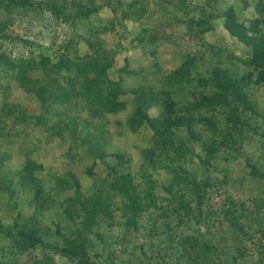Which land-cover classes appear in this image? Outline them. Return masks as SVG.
Returning <instances> with one entry per match:
<instances>
[{
    "label": "rangeland",
    "instance_id": "obj_1",
    "mask_svg": "<svg viewBox=\"0 0 264 264\" xmlns=\"http://www.w3.org/2000/svg\"><path fill=\"white\" fill-rule=\"evenodd\" d=\"M28 2L0 0V264H75L35 246L29 236L46 238L65 226L72 205L104 187L114 173L128 170L142 182L139 170L171 156L183 141L189 151L179 163L195 174L202 213L196 211L197 187L196 192L184 187L189 178L171 179L183 189L177 201L192 213L176 208L173 218H164L168 212L160 218L171 227L184 223L175 231L173 251H167L170 260L155 241L158 235L148 257H130L132 245H148L152 238L130 231L123 217L100 221L89 234L92 259L96 264H181L183 242L184 248L194 244L184 255L189 264H264V182L248 165L264 171V80H241L254 67L251 44L224 27L225 12L233 11L250 40H261L264 0ZM54 5H67L72 18L58 17ZM79 12L84 15L77 17ZM209 16L210 31L199 37L189 29L191 17ZM63 55L69 68L43 70L37 63L41 57L59 63ZM186 56L193 58L189 72L181 80L169 78ZM214 80L222 85L215 86L225 105L217 119L222 124L213 130L220 143L230 133L221 146L226 155L213 159L202 152L186 135L184 122L168 138L147 124L166 113L165 100L174 101L172 110L181 118L194 101L184 103L183 96L189 100L195 90H211ZM149 172L169 186L172 175L165 169ZM158 194L167 198L159 201L162 207L169 205L171 197ZM161 238L168 244L166 235Z\"/></svg>",
    "mask_w": 264,
    "mask_h": 264
},
{
    "label": "trees",
    "instance_id": "obj_2",
    "mask_svg": "<svg viewBox=\"0 0 264 264\" xmlns=\"http://www.w3.org/2000/svg\"><path fill=\"white\" fill-rule=\"evenodd\" d=\"M9 1L14 5H29L28 0ZM52 10L58 17L64 20L72 18V15L69 14L70 10L67 5H54L52 7ZM201 10H204L203 7L201 8ZM83 15L84 12H79L78 14H76L77 17H82ZM188 25L189 29L196 32L200 37L203 33L210 31L213 28V21L212 19H210V16L209 18L204 20L196 17H191ZM224 27L232 35L239 38L245 44H251V64L254 67L249 69L247 78H245L244 75H241V80H253L255 82L263 81L264 36L261 40H250L247 35L248 29L244 24L236 23L235 14L233 11L225 12ZM192 61V57L186 56L184 61L171 72L169 78L180 80L183 79L184 76L189 72ZM37 63L43 70H49L50 67H55L57 69L61 67L69 68V66L72 65L70 62H67L64 55L60 59L59 63L52 64L50 60L46 59L45 57H41L40 59H38ZM4 64L10 66L13 65L10 61H5ZM215 76L216 78H219L220 74H216ZM226 78L227 76H223L222 80ZM211 84H213L211 90L203 91L202 93L195 90L198 94L194 97H190L189 100L187 99V96H183L184 103H188L192 99H194V101L192 103L189 102L187 108L185 109L184 116H182L181 118L177 117L174 113V110H172L174 101L169 100V103H167L168 101L166 102L165 100V108H168L166 110V113L156 118V121L154 122L153 120L151 121L150 119H147V124L152 129H155L156 133H160V135L165 134L168 138V134L174 135L172 129L179 130L178 124L184 122L186 124V135L191 140L199 143L198 146L202 152L211 156V158L213 159H216L217 157L220 158L221 156L226 155V150L223 151V149H221V146L223 144H226L224 142H226L227 136H229L230 133L224 134L225 141L224 139H222L220 143L218 138L215 137L217 131L213 130L214 128L218 127L217 124H222V122L217 119L220 118V115L223 114L222 109H224L225 105L224 95L219 93L215 86L217 85L220 88L222 87V85L215 84V80L214 83L212 82ZM211 114H214L213 118L216 120V123L212 120H209L210 117L212 118ZM194 118L197 119L196 129L193 126L195 124V121H193L194 124L192 123V120H194ZM227 119L228 116L225 117V120ZM205 126L210 129H205ZM228 129L229 131H232L237 128L234 126H229ZM183 142L175 148L171 156H166V159L160 160L157 164H153V166L160 169H165L169 173V175H172L170 179H168L169 182L171 179L176 180L179 178H186L185 176L189 178V181L184 182V187L194 192H196L194 188L197 187L198 210L196 209V211L197 214L200 215L202 213V198L201 196H199V184L196 182L195 174L192 175L185 167H182V165L179 163L181 159L184 161L185 157H187L186 153L189 151L187 147H185V144ZM220 152L222 153L221 155H219ZM199 158L200 160H202L201 157ZM248 165L250 167L251 174L255 177H258L259 180H262L264 182V171L258 170L249 162ZM150 166L151 167L149 169L154 168L152 165ZM149 169L143 168L139 170L142 179H144L142 182L136 181L135 174L128 170L114 173L113 176L109 177L106 180V185L104 187L96 189L92 194L75 202V205H72L71 209L67 211V222L65 226L58 228L51 234H48L46 238L29 236V240H32L35 246L39 245L42 250L53 249L54 252L59 253V255H61L62 257L64 256L74 259L75 264H96L95 260L92 259L89 251V244L91 241L89 234L93 232L95 228L100 227V221H117L123 217L125 218L124 226H126L130 231L140 232L142 234L146 233L150 239L152 238L150 244L148 245V242H141L139 247L132 245L129 251L130 257L134 256L135 258H140V256L142 255L148 257V252L150 250L152 252L154 251L153 241L158 235L159 239L155 241L162 246V249H165L166 260H170L171 256L167 253V251L170 249L173 251L174 244L178 240L176 239L177 234L175 231H177V229L184 223H182V221L180 220L176 226L171 227L167 222L164 223L163 221V223H160V218H162L163 220V213L167 212L169 213V216L164 218H173L176 208L184 209L190 215L192 212L190 210V207H185L182 202L177 201V193H179L181 190L183 191L182 188H176V186L180 185H177V183L173 184L174 182H170L169 186L166 187L163 182L159 183L150 174ZM36 188L39 190L40 185H38ZM158 193L164 195L167 194L171 197V199H169V205L162 207V204H160L159 201H164L167 198L162 199ZM34 194L36 197L38 195L37 191ZM114 197L119 198V205L118 201L116 203ZM172 204H177V207H174V205L171 206ZM115 210H120V215L115 214ZM147 212L148 215L146 216L145 214ZM224 215L227 218L233 219V214L230 212L225 211ZM191 218L193 217L191 216ZM191 222L193 221L190 220L187 223L189 224ZM118 223L121 224L120 222ZM164 226H167L166 231L163 229ZM160 228L161 230L159 231ZM161 231H163V233H161ZM20 235L27 239L28 235H26L25 233H22ZM165 235L167 236L166 242L168 244L165 243V245H162L165 240H163L161 237H164ZM123 244L124 243H122V246L123 248H125ZM128 245H130V243H128ZM193 247V243H188L184 248L183 242H180V251L178 253L179 257H181V264H189V259L184 258V255L187 254V249H192ZM138 249L139 255L135 253V251ZM140 260L141 259H139V261ZM206 264L214 263L213 261L207 260Z\"/></svg>",
    "mask_w": 264,
    "mask_h": 264
}]
</instances>
